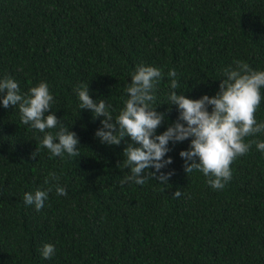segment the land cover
I'll list each match as a JSON object with an SVG mask.
<instances>
[{
  "label": "trees",
  "instance_id": "1",
  "mask_svg": "<svg viewBox=\"0 0 264 264\" xmlns=\"http://www.w3.org/2000/svg\"><path fill=\"white\" fill-rule=\"evenodd\" d=\"M237 60L264 71V0H0V80L13 78L21 94L46 82L59 121L46 131L75 132L80 153L50 157L44 133L21 122L18 106L0 103V264H264V152L255 143L221 190L200 171L185 173L179 153L191 138L169 142L167 184L149 170L143 185L121 184L130 141L101 143L103 117L80 109L76 91L89 85L115 121L137 66L161 69L151 104L165 114L160 134L179 116L168 104L170 70L177 93L199 99L219 91ZM261 97L257 123L264 88ZM244 139L264 141V133ZM49 187L40 211L25 204V192ZM45 243L55 248L48 259Z\"/></svg>",
  "mask_w": 264,
  "mask_h": 264
},
{
  "label": "clouds",
  "instance_id": "2",
  "mask_svg": "<svg viewBox=\"0 0 264 264\" xmlns=\"http://www.w3.org/2000/svg\"><path fill=\"white\" fill-rule=\"evenodd\" d=\"M227 78L220 81L219 91L214 96L203 95L199 99H191L178 94L176 71L170 70L171 78L169 105H176L179 111L177 120L160 134L157 128L164 122L165 114L152 107L155 97L152 94L154 84L162 78L161 69L151 65H138L126 88L128 98L125 107L116 116L115 121L109 111L111 105L104 100L94 101L89 94V85L76 89L80 101V109H88L94 117H103L102 127L97 129L95 136L106 145H120L126 138L130 141L123 150L125 167L130 175L124 177L121 184L131 181L143 185L147 177L145 170L162 184H167L174 171L163 172L161 169L172 163V158L164 159L170 150L169 142H183L190 139L187 150L179 155L184 160L186 174L194 170L208 177L207 183L216 190H221L231 179V164L239 156L245 155L255 143L257 150L264 152V141L245 142V137L264 133V122L257 123L255 113L261 104V89L264 88V71H256L244 61H235V67L225 69ZM0 103L4 108L17 107L21 114V122L32 129L44 133L40 140L50 157H63L67 153L72 157H80L78 151L79 138L68 128H60L55 134L46 131L57 127L58 119L50 112L53 96L46 82L21 94L18 83L11 77L0 80ZM212 110L208 111V106ZM46 113H48L46 115ZM36 157V151L32 154ZM150 169H155L151 171ZM49 178L55 181L58 177L54 172ZM49 178L45 183H49ZM47 190L37 189L25 192L26 205H34L36 211L44 207L48 199ZM58 196L67 195L65 187L55 185ZM179 198L181 191L173 193ZM55 253L54 245L45 243L41 254L45 259Z\"/></svg>",
  "mask_w": 264,
  "mask_h": 264
}]
</instances>
